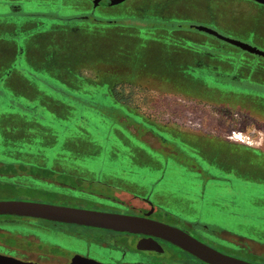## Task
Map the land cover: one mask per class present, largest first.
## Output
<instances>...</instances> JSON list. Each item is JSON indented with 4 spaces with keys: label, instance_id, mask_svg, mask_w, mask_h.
<instances>
[{
    "label": "rangeland",
    "instance_id": "374dc122",
    "mask_svg": "<svg viewBox=\"0 0 264 264\" xmlns=\"http://www.w3.org/2000/svg\"><path fill=\"white\" fill-rule=\"evenodd\" d=\"M114 1L91 0L92 8L86 12L82 6L86 0H0V161L34 163L43 157L48 165L59 162V170L67 175L56 178L58 187L37 181V188H46L49 194L35 191L36 187L31 196H11L0 190V200L35 199L81 206L71 198L52 196L55 188L64 195L93 198L98 194L126 202L146 197L162 212L181 213L230 246L248 249L249 242L251 251L264 253V202L256 201L264 198L253 196H264V180L240 178L225 164L227 156V162L237 157L251 161L246 149L264 154V107L244 95L229 93L226 99L174 88L177 78L187 75L193 88L210 89L216 76L231 91L247 90L264 98V88L258 85H264L263 57L188 28V24L205 26L264 52V5L252 0H126L113 5ZM100 3L102 6L93 7ZM155 7L165 21L172 17L187 26L146 31L99 24L103 15L116 21L119 16H133L137 10L146 12ZM158 20L150 17L148 23L156 26ZM191 43L202 45L190 48ZM204 45L224 48L233 59L225 54L205 57L210 48ZM83 53L125 57L131 66L127 69L97 62L79 69L81 64L76 61ZM191 63L216 69H204V79H198L189 69ZM93 72L106 77L96 80ZM122 75L140 79L132 87L133 98L142 106L137 112L140 116L132 112L122 116L116 109L101 110L97 105V101H112L107 94L109 81ZM129 126L135 134L126 129ZM179 135L183 137L178 139ZM175 140L187 149H191L192 140H199L207 151L222 154V168L212 162L206 165L233 182L208 180L213 176H206L208 170L200 167L208 181L183 167L170 165L166 173V158L161 159L160 151L148 144L166 149L174 146L170 143ZM225 144L235 147L224 151L226 156L220 153ZM217 154H208V158L217 159ZM99 180L103 184L97 185ZM18 182L25 185V180ZM29 183L34 186L32 180ZM168 218L179 223L183 219ZM15 221L20 233L29 230L36 242L33 258L45 264H65L88 246L96 249L100 238L119 246L129 241L118 233L109 237L101 229L36 219L32 223ZM247 231L253 239L239 236ZM84 238H97V242L87 245ZM176 250L186 264H200L188 253ZM242 257L264 264L258 258Z\"/></svg>",
    "mask_w": 264,
    "mask_h": 264
},
{
    "label": "trees",
    "instance_id": "16d2710c",
    "mask_svg": "<svg viewBox=\"0 0 264 264\" xmlns=\"http://www.w3.org/2000/svg\"><path fill=\"white\" fill-rule=\"evenodd\" d=\"M87 3H83V10L86 12H89L90 9L92 8V3L91 0H86ZM100 4H97V8L102 6ZM105 4V2H104ZM111 5V4H110ZM106 6V5H105ZM112 6V5H111ZM94 7V4H93ZM148 12V13H147ZM151 16H149V15ZM150 17L154 18V19H160L158 20L159 22L156 23V26L154 25H149L148 23V19H150ZM85 20V19H84ZM116 21H114V19H110L107 16H100V25H104L106 27L109 26H115L117 25L118 27L120 26H132L133 28H138L140 30H146V31H150V30H154V29H184L185 24L188 23H184V22H180L177 19H174L172 17H166V21L162 18V16L158 15V10L155 7L153 10H149L144 12V10H137L136 14L133 16L130 15H124V16H119L115 19ZM192 24H188V28H190L191 30H197L195 28H193ZM199 31V30H197ZM202 32V31H201ZM202 44L200 43H191V45L189 46L190 48H193L194 46H200ZM206 46V45H204ZM209 47V46H206ZM210 49L207 50V52L205 51L203 56L205 57H221L223 54L227 55V58L229 59H233V56H231L228 51L224 48H219V47H209ZM207 49V48H206ZM97 62H102L104 66H107L106 64H111V65H122L125 68L130 67L131 66V62L129 60H127L125 57H119V58H108V57H103V56H97V54H93V56H89L86 53H83L82 56H80L78 58V60L76 61V64L79 65V69H83L85 67L89 68V67H93L95 65H97ZM193 71V75L197 76L196 78L198 79H204V75H205V70H215L216 68L212 65V66H206V67H201L199 66V63H191L190 65ZM128 69V68H127ZM95 75V76H94ZM102 74L97 75V73L93 72V76L94 79H104L106 76H102ZM93 76H87V77H93ZM126 75H122L121 77H117V78H112L109 81V89L107 91L108 96L110 95V97H112V101L109 100L107 102H103L101 104L98 103L97 101V105L99 107V109L101 110H108V109H116L118 111H120L122 116H129V112L135 113L137 115L140 116L139 113H137L138 111H141V105L139 103H137L135 101V98H133V92H132V87L134 88L133 85H135L134 83L136 81H139L140 79H136L134 78L132 75L126 76ZM171 76V75H170ZM80 77H85V75L80 74ZM172 78V77H169ZM189 78L187 77V75L185 77H178L177 78V84L176 87H174L175 89L179 90V91H183V92H187V93H191V94H198V93H202L204 95H214L217 98H226L229 97V93H233L235 95H237L238 97H240L239 95H244L246 96V99L250 100L253 103H256L258 105H261L264 107V98L262 97V95L260 94H252L250 91L247 90H241L239 92L241 93H237L234 91H231L230 88H228V84L227 85H223L224 83H222L220 80H218L215 76V78L213 79V81L211 83L212 87L210 89L205 88V87H200L198 88L199 90L193 88L191 85H189ZM215 80V81H214ZM258 85L261 88H264L263 84H259ZM186 87V90H185ZM218 88V89H215ZM87 100H89V102H93L94 100H92L91 98H86ZM112 102V103H111ZM126 112H122V111ZM144 115V114H143ZM143 117V116H142ZM121 120V119H120ZM133 122H137V121H133ZM138 123V122H137ZM127 130H130V126L126 127ZM151 130V129H150ZM153 131H155L154 129H152ZM131 131V130H130ZM133 134H135L133 131H131ZM159 134V133H158ZM137 135V134H136ZM162 134H160V138H162L164 141H166L167 139H165V136L161 137ZM181 137H183V135H179L178 139H181ZM200 140V139H199ZM199 140H192L189 145V147L191 149H187L188 147H185L184 145L182 146L181 144H177V142H179L178 140H175L176 142L172 141V147L167 146L166 149H160V148H155L152 147L150 144L149 148H153L154 151H160L158 154V156L164 160V158H166L165 163L163 162V166H165L164 170L167 173V171H169V169L171 168L170 165L178 167V168H186L188 169L190 172L193 173H197L199 175V177L205 178L204 174H201V169L200 168H204L205 170H208L206 173V176L208 174L212 175L214 179H208V180H212V181H216V182H233L232 179H228L226 177L221 176L220 174H218L216 171H213L212 167H209L206 165L207 162H212L213 165H217L219 167L222 168V164L224 163L223 161H221V156L222 154H217L219 157H217V159L213 158L210 159L208 158L210 155L208 154H212L215 155V153L209 152L207 151L206 147L203 146V144L201 143V141ZM165 147V146H164ZM230 148H235L233 146H229L228 144L223 145L222 148H220V153H224L223 155L226 156L225 152H229ZM238 148V147H237ZM207 151V152H206ZM225 151V152H224ZM235 151V150H234ZM246 151L248 153L251 154V161H249L248 159H245L244 157H240V158H236L233 159L232 162H227L226 159L229 158V156L226 157L225 159V164H227L229 167H231L233 169V171L236 173V175H240V178H252V180L255 181H261L264 180V154L262 152H258V151H251L249 149H246ZM163 153H165V155L167 157H163ZM44 158L41 157V160L38 162H30V163H25L24 161L20 160V159H14V160H9L7 161H0V181H13L14 178H18L21 180H25V185L21 184V188H20V193H22L24 186L26 187L27 185H30L31 183H29V181L32 180V183H34V186L36 187L37 192H42L43 189L41 188H37V181L38 180H44V178L50 177L51 181L53 182L52 187H58L57 184L55 185L54 182H57L58 180H56V178H61L63 179L64 176L67 177L65 172H62L59 170L58 165L60 164L59 162L52 165H48L47 164V160H43ZM243 163L242 165H240L239 163ZM238 163L239 167H237L235 164ZM257 163V164H256ZM20 170H19V167ZM207 168V169H206ZM203 169V170H204ZM206 172V171H205ZM64 173V174H62ZM62 174V175H59ZM16 176V177H15ZM206 179V178H205ZM206 179V181H208ZM234 182H236L234 180ZM59 185L63 184L60 181L58 182ZM65 185V184H64ZM62 185V186H64ZM179 186H181L180 184H178ZM66 186V185H65ZM66 189H68V187H64ZM186 188V187H185ZM188 190V188H186ZM65 190V189H64ZM189 191V190H188ZM60 191H57L56 188L51 190L50 194L54 197H68L71 199H75L78 200L79 198L85 199V198H89L90 197H85L80 196L76 198H72V196L74 195H64L59 193ZM257 198H264V196H258V195H253ZM256 201H263L264 199H256ZM164 210V209H163ZM166 214L170 215V217H178V219H182L181 222H186V223H190L193 224L192 221H190L188 218L183 217L182 214L174 212V211H165ZM174 213V214H173ZM182 217V218H181ZM202 227V226H201ZM240 237H244V238H250L253 239L254 236L250 231H247L246 233L242 232L241 234H239ZM247 245H249V248L251 247V245L249 244V242H247ZM248 248V249H249Z\"/></svg>",
    "mask_w": 264,
    "mask_h": 264
},
{
    "label": "flooded vegetation",
    "instance_id": "af4514ba",
    "mask_svg": "<svg viewBox=\"0 0 264 264\" xmlns=\"http://www.w3.org/2000/svg\"><path fill=\"white\" fill-rule=\"evenodd\" d=\"M51 184L52 183L50 177L44 178V185L50 186ZM99 184H103V182L101 180L97 181V185ZM20 188H21V184L18 182L17 177L14 178L13 181L11 180L0 181V190L11 196H15V195L29 196L32 190H34L35 186L31 184L27 185L26 187L24 186L22 194L20 193ZM41 193L49 194V191L46 188H44ZM72 198H76V196H72ZM137 198L138 199L134 202L133 201L126 202L117 198L100 196L98 194H95V196L90 199L85 198L81 200L79 198L78 200L75 199L73 200L81 205L78 208L131 215V216L146 217L165 224H169L171 226L178 227L190 233L198 240L208 244L209 246L225 254L243 260L244 258L242 257V255L252 258H258L264 261V253H257L251 251V249H243L241 247L230 246L225 241H222L221 239L217 238L215 236V232L214 234L205 233V230L209 231V229L204 226L198 228L197 226H195V224H190L186 222H182V223L174 222L172 221L173 219L168 218L170 215L166 214L165 212H162V208L158 206L150 198H146V197H137ZM0 201L39 202L38 200L35 199L34 200L6 199ZM17 219L23 220L27 223H32V221L35 220L31 218L17 217V216H0V255L21 260L24 262L45 264L33 258V255L35 254L34 250L36 247V242L31 239L32 235L29 234V230L28 232H26L27 234L20 233L17 224H15L18 223L15 221ZM104 231H106L109 237L111 236L114 237L113 235L115 233H118L129 238V241L127 242V244L119 246L117 244L114 245V243L112 242L108 243V238L105 237L100 238L98 239L99 243L96 244V249L92 248V246H88L85 252L75 253V255L79 254L83 257L93 259L105 264H186L183 260H181V258L177 253L176 249L179 248L163 240L155 239L162 246L163 250L155 246L153 247V251H152L142 246V244L146 243L147 240H150V237L148 236L126 234V233H120V232H114L108 230H104ZM83 240L87 245H91L92 241L97 242V238L92 239V241L85 238ZM97 248L102 252H106L105 255L102 252H99ZM197 261L200 264H204L199 260ZM70 262L71 261L65 264H69Z\"/></svg>",
    "mask_w": 264,
    "mask_h": 264
},
{
    "label": "water",
    "instance_id": "95a60500",
    "mask_svg": "<svg viewBox=\"0 0 264 264\" xmlns=\"http://www.w3.org/2000/svg\"><path fill=\"white\" fill-rule=\"evenodd\" d=\"M124 1L126 0H115L112 4H120ZM252 1L264 5V0ZM193 28L218 37L248 53L264 58V52L254 46L224 37L219 32L205 26L195 25ZM0 216L25 217L58 224L97 228L126 234L144 235L150 237V240H147L146 243L142 244L144 248L153 251V247L156 246L163 250L162 246L155 240L160 239L181 249L204 264H256L225 254L198 240L190 233L178 227L146 217L28 201H0ZM0 264L38 263L24 262L0 255ZM69 264L105 263L81 255H76Z\"/></svg>",
    "mask_w": 264,
    "mask_h": 264
},
{
    "label": "crops",
    "instance_id": "0c3cea01",
    "mask_svg": "<svg viewBox=\"0 0 264 264\" xmlns=\"http://www.w3.org/2000/svg\"><path fill=\"white\" fill-rule=\"evenodd\" d=\"M97 7V4H94Z\"/></svg>",
    "mask_w": 264,
    "mask_h": 264
}]
</instances>
